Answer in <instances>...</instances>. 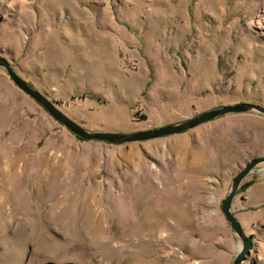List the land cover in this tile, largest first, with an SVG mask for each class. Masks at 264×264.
I'll return each mask as SVG.
<instances>
[{"label": "rangeland", "instance_id": "rangeland-1", "mask_svg": "<svg viewBox=\"0 0 264 264\" xmlns=\"http://www.w3.org/2000/svg\"><path fill=\"white\" fill-rule=\"evenodd\" d=\"M263 11L264 0H0V57L87 130L139 132L264 107ZM253 162L232 204L244 240L222 203ZM247 241L243 264H264V113L86 141L0 66V264H233Z\"/></svg>", "mask_w": 264, "mask_h": 264}, {"label": "water", "instance_id": "water-1", "mask_svg": "<svg viewBox=\"0 0 264 264\" xmlns=\"http://www.w3.org/2000/svg\"><path fill=\"white\" fill-rule=\"evenodd\" d=\"M0 66L4 67L8 71L14 83L21 90H23L34 100H36L40 105H42L58 122H60L63 126L69 129L74 135L86 141L97 140L111 144L123 145L128 143L148 141L152 139L184 133L198 127L201 124L213 121L219 117L228 114L252 112V111H258L264 113V107H261L260 105L253 103H241L236 105H225V106L217 107L205 111L193 118L150 130H144L133 133L95 132V131L87 130L86 128L76 123L64 112H62L57 106H55V104H53V102H51L45 95H43L31 84H29L19 75H17L12 69L11 63L8 59L4 57H0ZM256 164L257 162L247 164V166L244 167L236 175V177L233 179L230 193L222 203V210L226 215V217L228 218V220L232 223L234 231L238 234V236H240L244 240L246 239L244 238L241 225L237 220V218L232 213V204L239 189L242 186V183L244 182V180L246 179V177L255 167ZM250 248H251V243L247 241L243 251L236 257L233 264H243L245 261V255L249 254Z\"/></svg>", "mask_w": 264, "mask_h": 264}, {"label": "bare ground", "instance_id": "bare-ground-1", "mask_svg": "<svg viewBox=\"0 0 264 264\" xmlns=\"http://www.w3.org/2000/svg\"><path fill=\"white\" fill-rule=\"evenodd\" d=\"M260 22H261L262 24H261ZM258 25H259L260 27L264 26V11H263V14L259 17Z\"/></svg>", "mask_w": 264, "mask_h": 264}, {"label": "trees", "instance_id": "trees-1", "mask_svg": "<svg viewBox=\"0 0 264 264\" xmlns=\"http://www.w3.org/2000/svg\"><path fill=\"white\" fill-rule=\"evenodd\" d=\"M247 187V185H245L243 188H246Z\"/></svg>", "mask_w": 264, "mask_h": 264}, {"label": "crops", "instance_id": "crops-1", "mask_svg": "<svg viewBox=\"0 0 264 264\" xmlns=\"http://www.w3.org/2000/svg\"><path fill=\"white\" fill-rule=\"evenodd\" d=\"M38 90V89H37ZM39 91V90H38Z\"/></svg>", "mask_w": 264, "mask_h": 264}]
</instances>
